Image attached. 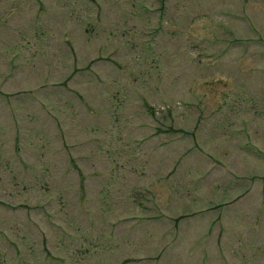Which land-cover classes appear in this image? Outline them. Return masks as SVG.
<instances>
[{"label":"rangeland","instance_id":"rangeland-1","mask_svg":"<svg viewBox=\"0 0 264 264\" xmlns=\"http://www.w3.org/2000/svg\"><path fill=\"white\" fill-rule=\"evenodd\" d=\"M0 264H264V0H0Z\"/></svg>","mask_w":264,"mask_h":264}]
</instances>
